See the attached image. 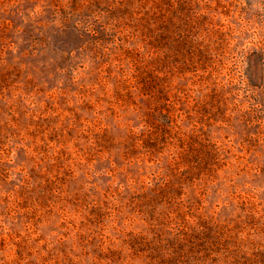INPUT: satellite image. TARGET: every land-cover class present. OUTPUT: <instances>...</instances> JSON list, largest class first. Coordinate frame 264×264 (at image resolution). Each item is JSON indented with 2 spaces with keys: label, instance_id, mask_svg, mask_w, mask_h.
Returning a JSON list of instances; mask_svg holds the SVG:
<instances>
[{
  "label": "rangeland",
  "instance_id": "obj_1",
  "mask_svg": "<svg viewBox=\"0 0 264 264\" xmlns=\"http://www.w3.org/2000/svg\"><path fill=\"white\" fill-rule=\"evenodd\" d=\"M0 264H264V0H0Z\"/></svg>",
  "mask_w": 264,
  "mask_h": 264
},
{
  "label": "trees",
  "instance_id": "obj_2",
  "mask_svg": "<svg viewBox=\"0 0 264 264\" xmlns=\"http://www.w3.org/2000/svg\"><path fill=\"white\" fill-rule=\"evenodd\" d=\"M176 22V21H175ZM173 28H175V27H173ZM163 35H165L166 34V37H167V41H170L171 43H172V45L173 46H175V47H183V45L188 41L187 39H188V37L187 38H184V37H182V36H178V35H176L174 32H170V29H168L167 27H163ZM178 31L179 32H176V33H178V34H180L181 33V31L178 29ZM171 34H173V35H171ZM191 55H193V53L191 52ZM161 94V96H164V97H162V98H165L166 96H165V92L163 91V92H161L160 93ZM189 242H192L194 245H198L199 244V242H200V239H192V240H188ZM174 254L175 253H172V254H169L166 258H167V261H170V260H172V259H174ZM162 258V257H161Z\"/></svg>",
  "mask_w": 264,
  "mask_h": 264
}]
</instances>
